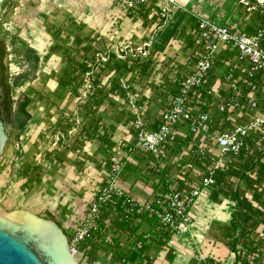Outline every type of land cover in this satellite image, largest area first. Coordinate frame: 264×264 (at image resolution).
Masks as SVG:
<instances>
[{
	"label": "crops",
	"instance_id": "1",
	"mask_svg": "<svg viewBox=\"0 0 264 264\" xmlns=\"http://www.w3.org/2000/svg\"><path fill=\"white\" fill-rule=\"evenodd\" d=\"M176 2L178 6L172 12L169 21L155 30L154 28H156L157 20L154 19L153 14L156 12L153 9L150 11L135 12V16H139L140 18L133 25L135 29L134 36L139 40H143L145 43V38L147 37L143 39L142 37L146 34V31L151 32L148 50L155 55V57L153 55H150V57L153 59L156 58L154 59L156 61L154 66L155 73L152 77H144L142 80H140L137 74H125L124 77H127L128 81H123V78H121L120 90L117 94L113 95L112 99L108 103H104L103 106H100L99 109L95 108L98 112L94 114L95 116L92 118L95 126L98 128L97 135L104 136L113 146L108 148L104 142L97 140V138L87 141L84 137L82 138L80 133L72 137H69L66 133L65 136L61 135L62 138L59 143L60 148H64L63 140L65 141V138L68 139L69 143L62 154H65V151H71L75 156V160L79 163L82 162L79 168L74 166L70 170L74 172V174L79 173L80 175L78 177L71 176L69 177L70 180L65 181L66 187L64 188V193L66 196L63 199L60 194L62 190L60 192L59 189H48L47 201H28L27 203L25 201H15L14 205L18 206V209L30 211L40 217H43L41 214H45V216L50 215L55 222L61 225L67 235L70 234L73 231L75 223L81 221L85 208L88 206L90 199L100 188V183L104 181L105 173L108 171L115 158H120L124 162V169L119 177L117 185L138 204L154 203L157 195L167 194L171 186L183 187L187 183L199 185L198 174L201 169L200 163L196 158L187 154L189 142L186 140L178 139L176 144L165 147L164 157H154L139 149H134L131 154L126 152V147H135L136 132L133 129V123L135 121L134 113L129 104L127 93L122 89V84H127L129 87L128 92L135 98L137 106L140 109V118L144 128L149 131L154 130L158 125L164 107V92L172 89L173 78L175 76L177 77L182 72H189L188 65L193 61L196 52L195 18H206L218 25H228L238 32H245L247 34H253L259 29H264V24L259 16L243 15L240 13L242 9L239 8L236 0H176ZM61 8L70 14H68V18H76L70 11L66 10L63 5H61ZM100 8L103 9L102 6ZM100 12L102 11L100 10ZM79 13L81 14V18L77 19L83 20L81 8L79 9ZM16 15L15 18L20 22V25L23 26L26 20L22 22V18L16 17ZM148 19L150 20L149 22ZM74 22L80 27L79 23L76 21ZM82 25L83 28H87L89 31V34L87 33V35H85L86 45L88 44V38L99 42H104L108 39L111 42L117 43L115 37H106L107 39H105L104 36L107 28L102 25L101 22L98 24L96 23L95 26L89 24L90 28L87 25ZM43 27L45 34L40 32L39 38L35 40L30 47L32 51L35 50L34 46L37 48L38 46H42L41 43L43 40L41 37H45V35L49 36L51 39H57L59 28L56 24H44ZM137 28L140 29L139 33L136 31ZM219 57L220 59H231L233 54L221 51ZM69 60H71L70 57L64 59V61ZM85 64H87V61H85ZM228 72L229 68L221 66L207 78V89H213L217 92L216 97L219 96V98L214 97L217 101H221L226 95H231V90L223 83V78ZM50 82L52 85L48 86H59L57 81L55 82L49 79V84ZM254 85L256 86L255 98L258 102L256 115L262 116L264 115V74L256 77ZM60 88L64 90L65 87L60 86ZM67 89L68 88H65V90ZM56 90L61 92V89L58 87L54 89L53 93L56 92ZM214 99L210 97L206 98L202 109L206 113H209L216 129L223 130L229 128L230 123L226 122V116L219 115L216 113L215 108L213 106L211 107L210 103L212 100L214 101ZM243 100L244 98L241 100V103H243ZM39 101L42 108L45 106L44 117L47 119H44V117L41 119L38 113L28 111V108L33 104L30 101L27 108V113L31 117L30 127L36 128L37 130L46 124L50 125L49 122H51V124H54L53 132L56 131V134H60V131L66 132L65 128L68 123L62 124V120L60 119L53 120L50 114L51 110L55 108L57 110H64L63 108L66 107L69 110L65 101L61 104L54 102L47 104L42 100ZM240 113V110L234 112V117L238 120V124H247L254 116V113H244L245 115H243V118L238 119ZM38 132L39 134L33 140L35 146L40 149L41 145L39 141L44 137L40 135V130ZM262 165H264V159ZM236 166L238 167V171L232 172H242L246 175L247 172H249L245 170L243 166H240V162L236 164ZM25 170L29 171V168L26 167V169H24V174L26 173L28 176L23 178L25 180L28 179L29 183L33 186L35 184L39 185V191L46 195L43 186H40L43 179L40 178L39 175H30V173ZM258 173L259 168L255 167L250 171L251 175H247L249 178L248 180L253 185L247 186L245 182H240L238 185L239 189L244 191V198L250 202L255 209H258V206L257 202L253 200L251 190H256L259 193V189H262L263 194L261 195L264 201V185L258 186L255 184ZM226 183L232 187H236L238 180L237 178L229 177ZM203 193L204 201L198 204V208L194 205L188 213V219L189 221L191 220L189 227L192 228L190 237L186 238L182 236V233V235L173 236L170 240V244L174 243L175 246L170 247L174 250L175 254V260L171 264H188L193 258V254L194 256L195 253L199 254L198 251L194 253L193 251L192 253L190 252V241L188 239L193 241L192 244L195 245V248H197V245L203 244V249H207V246L210 247L208 240H210L212 236V229L214 228L215 230L217 228L216 226H220L223 227V230H226L231 222V214L233 213L235 202L223 199L220 196L219 201H221V204H215L211 201L212 193L208 189L203 191ZM10 202L5 201L6 208L12 206ZM194 208L196 209L194 210ZM218 210L222 211L219 212ZM146 215V220H144L143 223H140L138 219H134L130 223L127 232L117 233L112 238V241L118 243L122 255L130 257L129 261L125 264H137V254L139 251H143V254L149 257L150 262L146 264H169L166 252L168 250L161 249L155 244L154 240H152V234L156 231V228L154 229L153 227H155L156 223L153 219L148 217L147 213ZM205 217L207 219H205ZM138 226H140L139 230L135 231L134 229ZM152 228L154 230H152ZM256 233L260 238H262V236L264 237L263 227L261 225L257 226ZM140 237L146 239L145 244L140 242ZM217 237L221 238L220 235H217ZM115 238L119 239L116 241ZM139 243L142 245V249H137V244ZM98 247L104 251L103 253L107 254L104 255L105 259L108 258V261L103 263L98 261L97 264H120L113 260L114 250L112 248H108V246L105 245H99ZM216 247L217 249L214 253L228 256L224 264L234 263L235 256L229 252L226 246L218 243ZM209 250L210 248H208V251ZM93 252V246L83 247L80 257H83L85 263H88L90 260L89 263L92 264L91 260L93 261L94 257H92ZM158 256L160 257L158 258ZM186 257L189 259L184 261ZM162 258L165 262H162ZM99 259L101 258L99 257ZM154 259H159V262H154ZM192 264H201V262L193 260Z\"/></svg>",
	"mask_w": 264,
	"mask_h": 264
},
{
	"label": "built area",
	"instance_id": "2",
	"mask_svg": "<svg viewBox=\"0 0 264 264\" xmlns=\"http://www.w3.org/2000/svg\"><path fill=\"white\" fill-rule=\"evenodd\" d=\"M5 1L7 0H0V10ZM255 1L256 3L239 0V4L247 13L264 8V0ZM175 2L125 0L124 5L133 12L153 6L160 21H166L172 9L177 8ZM195 46L193 61L188 65L189 72L175 76L172 89L164 92V107L154 130L144 128L140 109L135 98L128 92L129 87L122 84V89L127 93L134 113L133 129L136 132L135 147H126V152L131 154L134 149H139L154 157H164L165 147L176 144L178 139L186 140L189 142L187 154L200 163L199 185L187 183L183 187L171 186L167 194L157 195L154 203L138 204L118 187L124 162L115 158L106 171L100 188L85 208L81 221L75 223L73 231L68 234L70 250L75 258L81 256L80 247L105 245L113 248L112 238L118 232L110 228V219L118 218L121 221L133 215V212L147 213L157 225L171 229L173 236L177 235L188 224L187 209L196 204L203 191L216 185L217 174L238 171L236 164L241 160L262 158L260 162H263L264 115H256L258 102L255 98L254 81L258 75L264 74V29L247 34L228 25H218L199 18L196 22ZM221 51L231 53L233 57L220 59ZM102 60L106 61L104 58ZM221 66L229 68L223 83L229 87L231 95L223 97L219 100L220 103L216 100L219 98L216 97L217 92L207 89V78ZM208 97H216L210 105L215 108L216 113L226 116L229 128L216 129L209 113L202 109ZM236 110L241 111L238 119L243 118L246 113H254V116L247 124H238L234 117ZM247 175H251L250 171ZM262 192L259 189V193L263 194ZM118 206L122 210L120 216L117 215ZM262 238L264 239L263 236ZM137 249H142L140 243L137 244Z\"/></svg>",
	"mask_w": 264,
	"mask_h": 264
},
{
	"label": "rangeland",
	"instance_id": "3",
	"mask_svg": "<svg viewBox=\"0 0 264 264\" xmlns=\"http://www.w3.org/2000/svg\"><path fill=\"white\" fill-rule=\"evenodd\" d=\"M124 1L125 0H72L78 8L77 10L81 8L84 22L77 18H68L69 13L61 8L62 2L60 0H7L0 10V41L4 43L7 54L5 64L8 68L11 99L14 102L13 111L16 110V104L20 101L21 96L24 95L29 97V100L33 103L32 106L28 108V111L38 113L41 119L45 114V106L42 108L39 100L47 104L53 102L61 104L65 101L66 106L69 107V110L64 107V110H57L55 108L50 112L51 119H60L62 120V124L68 123L65 128L66 132L60 131V134H56V131L53 132L54 124H51V122H49L50 125L46 124L36 130V128L30 127V121L22 132L17 122L8 126L11 132V140L6 145L0 157V176H6L5 180L0 184V210L4 213L16 211L18 209V206L14 205L15 201H25L26 203L28 201H47L48 189H59L60 192L62 190L60 193L62 199L66 196L64 193V188L66 187L65 181L70 180L69 177L71 176L78 177L80 175L79 173L74 174V172L70 170L74 166L79 168L82 162L79 163L75 160V156L71 151H65V154H62L69 143L68 139L65 138V141L63 140L64 148H60L59 143L62 138L61 135L65 136L66 133V135L72 137L80 133L82 138H85L84 128L89 123L85 114L88 113L91 119L95 116H90L92 112L89 110V107L99 109L100 106H103L104 103H108L113 97V95L109 94L107 99L100 100V94H98L100 90H104L103 93H108L110 89L108 79L113 75L110 68L105 67V73L100 80L96 79V75L100 73L104 65L113 59V57L117 58L118 61H136L137 59L148 58L150 55L155 57V55L148 50L151 32L146 31V34L142 37V39L147 37L145 38V43L143 40H139L134 36L135 29L133 25L140 18L139 16H135V12L137 13L140 9L142 11H150L153 9L156 12L153 15L154 19L157 20V25L163 26L165 22L169 21L172 12L176 8L172 9L166 21H160L157 10L153 6H146L133 12L127 9V6L124 5ZM236 1L239 8L242 9L240 13L243 15L260 17V15L264 14V8L247 13L242 5L239 4V0ZM251 2L256 3L255 0H251ZM175 3V5L178 6L177 2ZM101 6L103 9L100 8ZM100 10L102 12H100ZM17 13H23V16L26 15V21L23 26H21L20 22L15 18ZM149 19L148 22L150 21ZM197 19L199 18L194 19L195 24ZM74 21L79 23L80 27L82 24L88 27L90 26L89 24L95 26L96 23L98 24L101 22V24L107 28L104 36L105 39H107L106 37H115L117 43L111 42L108 39L104 42L93 39L90 41L91 44L88 43L93 47L92 50L86 52V49L89 47L85 44V35H87V33L89 34V31L87 28H83V25L81 28L78 27ZM53 23L59 28L57 39H51L47 35L41 37L43 40L41 43L42 46H38L37 49L33 50V54L30 55L31 58L38 57V63L27 61L26 58L29 55L26 49H31L32 43L39 38L40 32L45 34L44 24L50 25ZM155 29L156 28H154V30ZM136 31L139 33L140 29L137 28ZM85 55L88 57H92L93 55L96 56L93 62H89V60L84 59ZM67 57H70L71 60L64 61ZM102 58L106 59V61H103ZM85 61H87V64H85ZM86 65L89 67V70L84 75L82 85L74 87L75 89L73 91L71 90L72 92H70L71 88L67 90L64 88L63 90L60 88L61 85L58 84L61 92L56 90V92L53 93L54 89L58 87L56 85L54 87L48 86L52 85L51 82L49 84V79L56 82L63 73H67L68 71H71L70 73L73 77H80ZM122 78L123 81H128L127 77L123 76ZM95 99L100 102L96 104ZM97 112L98 110H96V113ZM44 119L47 118L44 117ZM39 130L41 131L40 135L44 137L39 141L41 145L40 149L35 146L33 140L39 134ZM26 167L29 168V171H25H28L30 175H39V177L43 179L40 186H43L46 195L39 191V185L35 184L33 186L29 183L28 179L25 180L23 178L28 176L23 172ZM100 184H102V182ZM5 201H11L10 203H12V206L6 208ZM218 211L221 212L222 210ZM41 216L46 217L45 214H41ZM205 219L207 218L205 217ZM190 221H188L185 230L181 229L178 231L177 235H182L183 233L182 236L186 238L190 237V233L192 232V228L189 227L191 224ZM216 227L215 230L213 228L211 231V238L217 237V235L221 236L223 233V227ZM188 240L190 241V252L192 253L193 251L194 253L198 251L199 255H201L199 257L201 260L210 247L207 246V249H203L204 245L200 244L195 248V245L192 244L193 241L191 239ZM169 247H175L174 243L169 244ZM93 251L95 253L93 252L92 254V257L94 256L93 261L91 260L92 264H97L98 261L100 263L108 261V258L105 259L104 255L106 253H103L104 251L100 247L93 245ZM166 252L168 259L172 254L170 251ZM98 256L101 259H99ZM159 257L160 256H158V258ZM187 259L189 258L186 257L184 261H187ZM192 259L199 261L194 254ZM76 260L78 264H90V260L88 263H85L83 257L80 256H78ZM155 261L159 262V259H154V262ZM162 262H165L163 258Z\"/></svg>",
	"mask_w": 264,
	"mask_h": 264
},
{
	"label": "trees",
	"instance_id": "4",
	"mask_svg": "<svg viewBox=\"0 0 264 264\" xmlns=\"http://www.w3.org/2000/svg\"><path fill=\"white\" fill-rule=\"evenodd\" d=\"M139 12L142 10H138ZM131 15V13H130ZM264 24V14L259 17ZM161 25H156V29H158ZM102 40L100 37H98ZM91 39H87V43H90ZM91 44V43H90ZM89 48L86 49V52L92 50L93 47L87 44ZM27 54L29 55L26 60L34 63H38V57L31 58L30 55L33 54L31 49H26ZM7 57L5 51V45L2 41H0V119L6 128V133L8 136V142L11 140V132L9 131V125H13L14 122H17V125L20 128V131H24L25 127L29 124L31 117L27 113V108L30 104V100L27 96H21L20 101L16 104V110L13 111L14 102L11 99V87L9 85L8 80V68L5 64V59ZM85 60H89V62H93L95 59V55L92 57L84 56ZM156 61L152 57H148L145 59H137L136 61H118L117 58L113 57L108 63L104 65L100 73L96 75V79L100 80V78L105 73V67L110 68L111 73L113 75L109 77V91L108 93H103L104 90L98 91L100 94V100L107 99L109 94L115 95L120 90V80L125 74L138 75L140 80L144 77L150 78L154 75V66ZM70 68V67H69ZM89 67L84 66V69L80 75V77L76 78L68 71L67 73H63L59 80L58 84L65 88H71L70 92H72L75 88L81 86L83 83L84 75L87 73ZM236 76V75H235ZM95 86V85H93ZM72 90V91H71ZM124 96V95H123ZM96 98V97H95ZM95 103L99 102L95 99ZM89 110L92 112L91 115L96 114V109L93 107H89ZM85 117L88 118L89 123L84 128L85 130V139L87 141L93 140V138H97L105 143V145L110 148L113 146L112 143L104 136L97 135L98 128L94 124V120L89 118V114L86 113ZM262 159V158H260ZM260 159H247L241 160L240 166H243L245 170L252 171L255 167L259 168L258 178L255 184L264 185V165L260 162ZM234 177L237 178L238 184L236 187H232L231 185L226 183L227 178ZM247 177L245 173H236V172H228L226 174H217L216 176V185L208 190L212 193L211 201L215 204H221L219 201V197L221 196L223 199L235 202L233 207V213L231 214V222L226 230H223L221 238L212 237L208 242L210 243V250L202 257L200 260V255L195 253V256L199 259L201 264H224L227 260V255L216 254L214 253L217 249L216 245L223 244L229 250L230 253L234 254L235 259L233 264H262L264 261V239L260 238L256 233L257 226L261 225L263 227L264 233V201L262 199V195L259 194L256 190L252 191L253 200L257 202L258 209L253 208V206L244 198V191L239 189V183L245 182L247 186L253 185ZM249 190V189H248ZM247 190V191H248ZM191 207H189L186 211V214L189 213ZM121 207L117 208V215H121ZM146 213L142 212L137 214L133 212V215L127 217V219H122L118 221V218H111L110 228L115 229L118 233L127 232L129 229L130 223L132 220L138 219L140 223H143L146 220ZM107 218V217H106ZM47 220H52L53 217L50 215L46 216ZM57 223V222H56ZM59 227L61 225L57 223ZM140 226L136 227L134 230H139ZM156 231L152 234V240H154L155 244L159 246L161 249H165L171 252V256L167 259L168 263L171 264L175 260L174 250L169 247V241L171 240L174 232L171 229L163 228L155 224ZM152 228V230H154ZM151 234V233H149ZM225 237V238H224ZM67 238L69 239L68 235ZM119 238H115L117 241ZM140 242L145 244L146 239L140 237ZM114 243L113 260L120 264H125L129 261V256H124L120 252L118 243ZM91 244V242L89 243ZM82 250V247L79 248ZM144 252H138L137 254V264H146L150 262L148 256L143 254ZM193 259L189 261L188 264H192Z\"/></svg>",
	"mask_w": 264,
	"mask_h": 264
},
{
	"label": "water",
	"instance_id": "5",
	"mask_svg": "<svg viewBox=\"0 0 264 264\" xmlns=\"http://www.w3.org/2000/svg\"><path fill=\"white\" fill-rule=\"evenodd\" d=\"M8 142L0 119V157ZM0 264H78L55 221L27 210H0Z\"/></svg>",
	"mask_w": 264,
	"mask_h": 264
},
{
	"label": "bare ground",
	"instance_id": "6",
	"mask_svg": "<svg viewBox=\"0 0 264 264\" xmlns=\"http://www.w3.org/2000/svg\"><path fill=\"white\" fill-rule=\"evenodd\" d=\"M63 7L70 11L72 13V15H74L76 18H81V14L79 13V10H77L76 4H74L71 0H61ZM22 15H24L23 13H19L16 15V17H21L22 18V22L26 19V15L22 17ZM35 49H37L36 46H34ZM5 175L0 176V184L5 180ZM202 201H204V193L201 194V196L199 197V199L197 200L195 207H198ZM9 205V204H7ZM196 208H194L195 210ZM175 238V237H174Z\"/></svg>",
	"mask_w": 264,
	"mask_h": 264
}]
</instances>
